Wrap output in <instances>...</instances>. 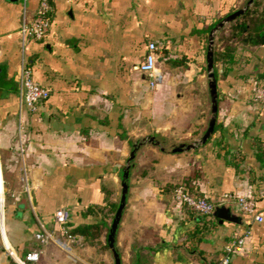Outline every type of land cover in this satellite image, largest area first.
I'll use <instances>...</instances> for the list:
<instances>
[{
    "label": "crops",
    "instance_id": "1",
    "mask_svg": "<svg viewBox=\"0 0 264 264\" xmlns=\"http://www.w3.org/2000/svg\"><path fill=\"white\" fill-rule=\"evenodd\" d=\"M39 1L0 0V179L8 247L0 243V264H114L107 235L123 167L133 143L148 134L160 144L139 146L129 169L115 234L121 264H214L244 226L250 235L229 264H264V103L250 99L253 80L264 76V43L229 41L233 59H214L213 134L194 149L171 151L205 130L208 34L248 0H51L47 35L23 46L20 27ZM229 23L216 33L214 48ZM149 41L158 46L162 79L156 83L139 69ZM23 53L36 82L51 89L34 112L18 95ZM184 179L214 201L210 217L197 222L174 200L171 189ZM227 192L254 195L262 219L251 223L223 200ZM62 206L73 226L104 222L100 246L73 244L69 252L53 240L40 245L37 234L60 235L53 214ZM39 248L38 261L25 260Z\"/></svg>",
    "mask_w": 264,
    "mask_h": 264
},
{
    "label": "built area",
    "instance_id": "2",
    "mask_svg": "<svg viewBox=\"0 0 264 264\" xmlns=\"http://www.w3.org/2000/svg\"><path fill=\"white\" fill-rule=\"evenodd\" d=\"M51 0H40L38 8L34 16L30 20H24L21 27V43L24 46L29 39L41 40L48 33L50 26V11ZM158 46L154 41H149L144 58L139 63V69L142 73L147 74L151 83L159 82L162 79L161 69L157 66ZM29 65L24 53L21 59L20 77H19V93L20 98L24 105L32 112L37 111L41 102L46 99L50 94L51 89L47 86L40 85L33 78L32 69ZM250 99L256 104L264 103V76L255 78L252 82ZM20 128V132H21ZM20 137V136H19ZM21 147V144H20ZM174 200L193 210L196 215H205L210 217L215 209V203L204 194H197L191 190L185 182H179L172 191ZM5 189L3 181L0 179V236L4 243V205H5ZM223 200L233 202L239 211L250 217L249 221H260L261 214L256 210V201L254 195H239L233 192H227L223 196ZM54 219L60 228V235H56L53 231H45L44 233L37 234V240L41 246H44L50 240L55 241L62 248L71 251L73 244H81L83 235L79 233H69L67 223L70 220V211L67 208L59 207L54 211ZM250 235V227L244 226L236 230L228 239L224 246L221 258L214 264H229L232 255L242 248L244 241ZM4 246L8 249V247ZM41 248L29 251L26 254L25 260L38 261ZM20 261V260H19ZM21 263H24V261ZM26 264V263H25Z\"/></svg>",
    "mask_w": 264,
    "mask_h": 264
},
{
    "label": "water",
    "instance_id": "3",
    "mask_svg": "<svg viewBox=\"0 0 264 264\" xmlns=\"http://www.w3.org/2000/svg\"><path fill=\"white\" fill-rule=\"evenodd\" d=\"M254 0H248L244 5L241 7H238L231 11L229 14L224 15L223 18L218 20L210 29L209 34H208V46H207V51H206V71H207V77H208V87L210 91V119L208 120L207 126L203 133L200 135V137L196 140H192L190 142H180L177 145H175L172 148V152L177 151V150H182V149H189V148H196L200 146V144L206 142L211 135L214 132L215 129V123L216 120L218 119L217 117V110H218V94L219 91L217 89V77L215 73V68L216 65H214V42H215V35L218 31H220L224 25L235 19L237 16H240L243 13H246L245 11L249 8V6L253 3ZM148 142H153L156 144H160L159 139L155 137L154 134H148L146 137H143L142 139H139L138 141L133 143L132 149L129 152V155L127 157L126 163L123 167L122 172V182H121V196H120V201L118 204V207L114 213L111 225L109 227V232L107 235V241L108 245L113 250V255H114V264H121V260L119 257V254L117 253V250L115 248V234L117 227L119 225V221L123 212V208L126 203V195H127V189H128V182L127 178L129 175V169L132 164V160L135 156L136 150L138 149L139 146H143V144H146ZM217 215L220 217H224V214L221 213L220 210L215 212Z\"/></svg>",
    "mask_w": 264,
    "mask_h": 264
},
{
    "label": "trees",
    "instance_id": "4",
    "mask_svg": "<svg viewBox=\"0 0 264 264\" xmlns=\"http://www.w3.org/2000/svg\"><path fill=\"white\" fill-rule=\"evenodd\" d=\"M245 12L246 13H243L240 16H237L232 21H230L228 27L225 28L224 31L221 33L219 37L221 41L220 47L217 46L216 48H214L215 61L219 59V61H222L224 63L228 61L230 62L233 59L234 49L231 47L229 41L243 40L249 43H264V0H254ZM130 142L132 143V141ZM239 161L240 159L236 158L235 156L233 162L235 164H238ZM182 182H185L186 185L191 190H193L194 193H197L199 195L203 194L197 190L196 186L189 179H184L182 180ZM178 183H176L172 187V191ZM187 208L193 212L192 209H190L189 207ZM204 217L205 215L203 214L196 215L197 222H199V220L201 219H204ZM71 224L72 223H70L69 220V222L67 223L68 232L70 234H82L84 237L82 243L94 247L101 245V228L103 227L104 222L100 221L95 224H89V222L87 221L81 224H76L75 226Z\"/></svg>",
    "mask_w": 264,
    "mask_h": 264
},
{
    "label": "rangeland",
    "instance_id": "5",
    "mask_svg": "<svg viewBox=\"0 0 264 264\" xmlns=\"http://www.w3.org/2000/svg\"><path fill=\"white\" fill-rule=\"evenodd\" d=\"M5 196L7 197L6 194H5ZM5 199H6V198H5ZM0 243H1L2 245H4L3 240L1 239V236H0ZM5 249H7V248L5 247Z\"/></svg>",
    "mask_w": 264,
    "mask_h": 264
}]
</instances>
